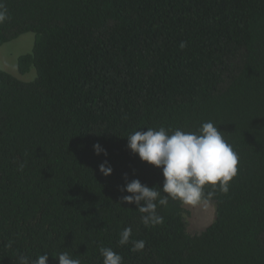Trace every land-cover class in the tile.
<instances>
[{"label": "trees", "instance_id": "16d2710c", "mask_svg": "<svg viewBox=\"0 0 264 264\" xmlns=\"http://www.w3.org/2000/svg\"><path fill=\"white\" fill-rule=\"evenodd\" d=\"M0 3V47L33 33L18 66L36 70L24 82L0 69V264L44 253L59 264L64 251L103 264L101 246L123 264H264V0ZM208 121L238 154L229 192L211 200L215 220L191 234L185 205L169 199L164 223L146 227L121 203L125 175L150 188L164 177L127 136ZM129 227L142 252L119 245Z\"/></svg>", "mask_w": 264, "mask_h": 264}, {"label": "clouds", "instance_id": "9594fccd", "mask_svg": "<svg viewBox=\"0 0 264 264\" xmlns=\"http://www.w3.org/2000/svg\"><path fill=\"white\" fill-rule=\"evenodd\" d=\"M7 8L0 3V25L9 20ZM185 42L180 44L185 48ZM135 130L127 136V147L133 154L156 168L162 169L163 186L149 187L139 179L128 180L121 187L122 204H135L146 227H156L164 223L157 208L166 207L169 199L178 200L185 206L207 205L217 190L227 194L230 182L237 175L238 154L228 143L223 133L213 122L203 123L196 131H184L180 128H146ZM97 156L107 157V150L100 144L93 145ZM23 169V165H20ZM99 171L105 177L113 174L107 159L99 165ZM210 187L211 190H207ZM161 193H164L162 195ZM132 229L125 228L120 233L119 245L132 244L131 251L142 252L146 247L143 240H132ZM10 246V245H9ZM103 264H123V257L112 248L101 246ZM59 264H82L79 258H73L67 251L53 256ZM47 253L35 260L21 255L19 264H48Z\"/></svg>", "mask_w": 264, "mask_h": 264}, {"label": "rangeland", "instance_id": "374dc122", "mask_svg": "<svg viewBox=\"0 0 264 264\" xmlns=\"http://www.w3.org/2000/svg\"><path fill=\"white\" fill-rule=\"evenodd\" d=\"M35 41L33 33H27L18 39L10 41L0 47V69L16 76L24 82H30L36 77L35 68L26 74L19 72V58L32 53ZM185 219L187 231L191 234L206 229L216 217V204L210 201L207 205L185 206Z\"/></svg>", "mask_w": 264, "mask_h": 264}]
</instances>
